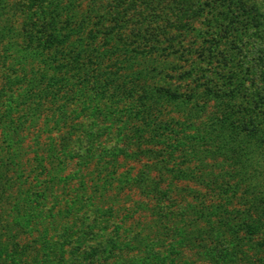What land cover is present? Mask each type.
Masks as SVG:
<instances>
[{
    "label": "rangeland",
    "instance_id": "rangeland-1",
    "mask_svg": "<svg viewBox=\"0 0 264 264\" xmlns=\"http://www.w3.org/2000/svg\"><path fill=\"white\" fill-rule=\"evenodd\" d=\"M94 1L0 0V264H264V0L201 68Z\"/></svg>",
    "mask_w": 264,
    "mask_h": 264
},
{
    "label": "trees",
    "instance_id": "trees-1",
    "mask_svg": "<svg viewBox=\"0 0 264 264\" xmlns=\"http://www.w3.org/2000/svg\"><path fill=\"white\" fill-rule=\"evenodd\" d=\"M77 0H69V3L65 5L64 9L66 11L73 10L75 8V3ZM106 5L103 4V0H95L94 5L96 9H100L103 12H109L110 9L114 7V13L111 12V19L115 21V25L121 27L124 23V19L129 17L133 18L132 12L138 10L141 14V20L137 21L140 24V35L142 39H139V48L143 51L154 54L159 51H166L167 56L164 61L167 63H174L175 57L171 51L177 50L180 53V57L189 56L196 67H200L202 60L201 54L206 51L210 54L209 56L217 58L220 52H224L227 47L221 48L223 45V39L226 41L227 35L224 38L223 30H229V34H234L235 31H247L251 30L257 31L261 26L262 17L258 15L256 11V4L252 0H104ZM144 5V6H143ZM93 10V9H91ZM224 10H226L224 12ZM87 11V10H86ZM84 11V14H86ZM132 14V15H131ZM222 20V21H221ZM71 19L68 17L65 21V25H69ZM223 22L224 24L220 23ZM156 29V30H154ZM72 32V33H71ZM62 32V37L68 40L72 37L74 31ZM79 33V31L76 30ZM220 32V33H219ZM172 33H174L172 38ZM222 33V35H221ZM80 37L77 38L76 43L81 44V32ZM97 34L89 31L86 36L89 42H96ZM85 38H82V41ZM135 39H138L137 36ZM72 41V40H71ZM175 49L172 48L173 42ZM186 41V43H184ZM192 41V42H191ZM75 42H71L76 44ZM99 42V41H98ZM97 42V43H98ZM107 41L103 43L96 44L93 48V53L97 55L98 58L107 59L112 52L111 49H101ZM165 45L164 47L162 45ZM197 46V51L194 50ZM179 47V49H177ZM81 49H85L80 46ZM229 48V47H228ZM203 49V50H201ZM179 50V51H178ZM228 50V49H227ZM127 51V50H126ZM142 51V50H141ZM143 52L144 54H149ZM198 54V57L196 56ZM177 55V54H176ZM225 55V53H224ZM170 57V58H168ZM151 58V57H150ZM178 58V56H177ZM221 58H224L223 55ZM230 58V57H229ZM169 59V60H168ZM174 67V66H172ZM188 69L179 72V78L190 79L191 70L194 68L192 66L187 67ZM201 68V67H200ZM207 68V66H206ZM199 70V69H197ZM187 71V72H184ZM198 72H201L199 70ZM195 71V74H198ZM110 70L107 73H103L105 77L104 81L109 78ZM190 74V75H189ZM198 80L203 77V75L197 76ZM204 84V83H202ZM210 92V87L204 88L203 96L206 97V93ZM205 94V95H204ZM134 177L125 180V186L129 184L132 188L135 186L133 184ZM146 181V180H145ZM133 185V186H132ZM143 186H149L142 182ZM146 188V187H145ZM152 192H148L150 194ZM164 217V216H163ZM162 218V217H161ZM148 256V255H147ZM146 256V258H147ZM179 255H176L178 257ZM147 260V259H146ZM157 261L161 260L159 257L156 258ZM175 260V259H174ZM174 261H172L173 263ZM182 264H188L187 260H181ZM177 264V263H176ZM178 264H181L180 261Z\"/></svg>",
    "mask_w": 264,
    "mask_h": 264
}]
</instances>
